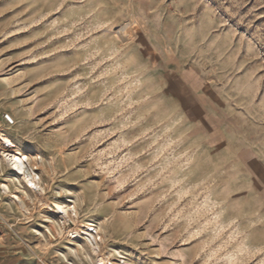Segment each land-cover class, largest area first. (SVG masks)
I'll use <instances>...</instances> for the list:
<instances>
[{
  "label": "rangeland",
  "instance_id": "1",
  "mask_svg": "<svg viewBox=\"0 0 264 264\" xmlns=\"http://www.w3.org/2000/svg\"><path fill=\"white\" fill-rule=\"evenodd\" d=\"M0 129L2 264H264V0H0Z\"/></svg>",
  "mask_w": 264,
  "mask_h": 264
},
{
  "label": "bare ground",
  "instance_id": "2",
  "mask_svg": "<svg viewBox=\"0 0 264 264\" xmlns=\"http://www.w3.org/2000/svg\"><path fill=\"white\" fill-rule=\"evenodd\" d=\"M0 152V159L4 162V164H7L10 167V173H12L13 178L21 182L26 188L29 186V188L34 192L42 194L43 188L40 185V178L34 171V167L37 164V156L28 152H23L21 149L16 147L12 137L1 129ZM1 190L4 194H10L9 187L7 185L2 186ZM10 198L18 203V205H20L23 209L24 203L18 195L11 193ZM52 209V212L56 213L61 220L62 226L70 220L73 227L71 229V233L79 234L81 228L77 224V210L74 204L54 203ZM83 237L85 238L86 243L89 244L92 252H97L99 250L101 247V242L99 244L101 236L97 232L84 233Z\"/></svg>",
  "mask_w": 264,
  "mask_h": 264
},
{
  "label": "crops",
  "instance_id": "3",
  "mask_svg": "<svg viewBox=\"0 0 264 264\" xmlns=\"http://www.w3.org/2000/svg\"><path fill=\"white\" fill-rule=\"evenodd\" d=\"M194 82H195V81H194ZM192 83H193V82H192ZM1 261H2V259H1V256H0V264H2Z\"/></svg>",
  "mask_w": 264,
  "mask_h": 264
}]
</instances>
